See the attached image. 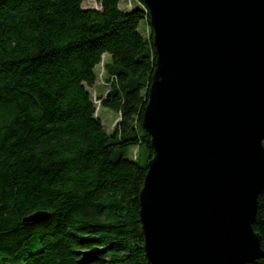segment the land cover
<instances>
[{"label": "trees", "instance_id": "trees-1", "mask_svg": "<svg viewBox=\"0 0 264 264\" xmlns=\"http://www.w3.org/2000/svg\"><path fill=\"white\" fill-rule=\"evenodd\" d=\"M97 1L0 0V264H150L139 201L153 157L150 15L143 0ZM105 55L113 133L90 93ZM254 230L263 253L245 264H264V190Z\"/></svg>", "mask_w": 264, "mask_h": 264}, {"label": "water", "instance_id": "water-1", "mask_svg": "<svg viewBox=\"0 0 264 264\" xmlns=\"http://www.w3.org/2000/svg\"><path fill=\"white\" fill-rule=\"evenodd\" d=\"M156 64L140 193L150 264H245L264 190V0H143ZM48 215L36 213L26 222Z\"/></svg>", "mask_w": 264, "mask_h": 264}, {"label": "rangeland", "instance_id": "rangeland-1", "mask_svg": "<svg viewBox=\"0 0 264 264\" xmlns=\"http://www.w3.org/2000/svg\"><path fill=\"white\" fill-rule=\"evenodd\" d=\"M133 8H138L139 3L137 0H121L122 10H131ZM84 9H95L101 10V6L98 4L97 0H84ZM140 31L146 39L151 38L152 28L144 21L140 26ZM111 61L110 57L105 55L103 57L102 63L96 68L97 82L94 88L90 89V93L97 107V116L102 120L108 133H113L121 121V115L109 109H105L101 104V99H104L108 92L110 91L111 84L108 81L109 74L106 70L107 64ZM139 155V150L134 149L131 151L130 156L137 158Z\"/></svg>", "mask_w": 264, "mask_h": 264}]
</instances>
